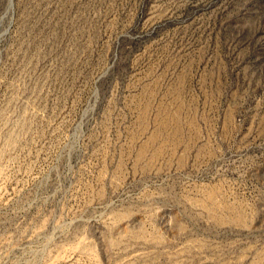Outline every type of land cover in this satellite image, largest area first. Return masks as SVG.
Here are the masks:
<instances>
[{"label":"rangeland","instance_id":"374dc122","mask_svg":"<svg viewBox=\"0 0 264 264\" xmlns=\"http://www.w3.org/2000/svg\"><path fill=\"white\" fill-rule=\"evenodd\" d=\"M0 264H264V0H0Z\"/></svg>","mask_w":264,"mask_h":264},{"label":"bare ground","instance_id":"6f19581e","mask_svg":"<svg viewBox=\"0 0 264 264\" xmlns=\"http://www.w3.org/2000/svg\"><path fill=\"white\" fill-rule=\"evenodd\" d=\"M10 7V6H9Z\"/></svg>","mask_w":264,"mask_h":264}]
</instances>
